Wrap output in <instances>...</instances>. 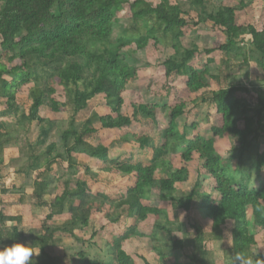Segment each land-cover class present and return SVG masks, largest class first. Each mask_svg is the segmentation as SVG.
I'll use <instances>...</instances> for the list:
<instances>
[{
	"label": "trees",
	"instance_id": "1",
	"mask_svg": "<svg viewBox=\"0 0 264 264\" xmlns=\"http://www.w3.org/2000/svg\"><path fill=\"white\" fill-rule=\"evenodd\" d=\"M183 1L188 10L179 0L174 4L158 0L155 5L145 0H0L1 114L13 115L15 126L24 133L33 123L41 127L34 145L24 140L28 150L17 173L21 176L20 186L7 190L3 184V155L7 148L17 145L19 129L15 131L14 125L0 122V196L12 195L14 199L11 203L0 202V247L16 242L35 247L39 255L33 253L32 264H74L75 260L77 264H137L125 251L136 239L157 256H163L158 246L167 241L171 251L185 250L189 241L181 226L174 227L169 212L190 214L198 208L211 222L213 231L231 225L232 255L236 251L251 255L256 235L264 233L263 179L257 188H251L252 171L264 176V89L251 91L235 83L238 76L234 71L254 63L264 73V25L258 31L247 21V9L256 0H241L236 7L222 5L217 10L207 9V0ZM122 11L130 16L131 26L114 32ZM191 23L194 27L219 29L226 37L225 44L202 52L206 57L202 71L191 66L201 55L198 48L185 49L181 42L184 29ZM246 37L251 47L248 51L241 47ZM150 42L174 51L156 66L157 75L181 78L186 88L177 91L164 106L169 123L156 145L148 137L131 134L130 128L141 120L155 119L160 109L157 104H133L130 117L122 114L125 92L138 79L136 67L123 58L124 51L133 57L145 51ZM214 52L224 53L225 60L213 73L210 67L216 61L210 56ZM28 86L31 104L24 112L17 96ZM98 97L105 101V114L92 111L83 123H78L77 116L87 112ZM190 106L196 115L203 106L213 109L204 114L210 138L203 137L194 124L183 125L180 132L177 121ZM65 109L71 114L67 128L60 132L59 144L48 145L56 126L43 119L41 113L61 114ZM97 124L101 130L118 133L115 143L124 149L121 155L110 158L108 147L87 141L97 134ZM189 131L195 132L194 138L188 137ZM224 139L236 142L231 150L237 160L233 172L217 152ZM147 150H151V158L139 154ZM78 154L88 155L99 173L134 182L112 196L93 194L82 178L91 180L92 170L77 161ZM171 156H178L183 167L172 166ZM194 157L199 164L196 180L189 192L176 200V185L188 181V165ZM59 164L65 165L69 177L78 180H53V168ZM208 178L212 182L209 191L204 185ZM30 182L32 193L28 196L26 184ZM153 193L163 204L145 205ZM25 198L48 213L39 226L19 229L22 218L5 212L12 205H24ZM94 214H104L108 225L122 226L107 232L106 262L90 259L86 252H75L66 245L68 240L84 243L78 233L88 230ZM57 220L60 225H56ZM9 223L16 225L9 227ZM191 228L195 230L191 262L209 264L204 235L194 225ZM102 232L93 230L90 238ZM161 234L166 236V243L159 238ZM57 248L63 250L60 256L54 253ZM257 257L264 254L258 253ZM140 260L150 264L143 257Z\"/></svg>",
	"mask_w": 264,
	"mask_h": 264
},
{
	"label": "rangeland",
	"instance_id": "2",
	"mask_svg": "<svg viewBox=\"0 0 264 264\" xmlns=\"http://www.w3.org/2000/svg\"><path fill=\"white\" fill-rule=\"evenodd\" d=\"M153 5L158 3V0H145ZM174 4L176 0H171ZM180 5L183 9L188 10V5L183 1L179 0ZM209 1V6L207 5V9L217 10L222 5H228L232 7H236L241 0H207ZM248 1V0H245ZM248 19L247 21L250 24H253L258 31H261L264 25V0H256L249 8ZM194 15V14H193ZM195 16V15H194ZM118 26V27H117ZM131 26L130 16L126 13V11H122L119 14L118 24L114 25V32H118L119 30H123ZM120 28V29H119ZM141 30L144 31L143 28ZM184 36L181 39L182 45L185 49H190L192 47L198 48V53L200 56H196L195 60L191 62V66L194 67L197 71H202V65L206 61V57L203 55L204 50L216 49L222 44L226 43V37L224 33L216 28L211 26H199L194 27L191 23L188 27L184 29ZM241 47L245 48L248 51L250 47L249 38H245V43H243ZM174 54V51L167 46H154L153 42H150L145 51L139 52L133 57L126 55V50L124 51L123 58L130 64L136 67L138 72V79L135 83L129 85L127 91L124 95V106L122 109V114L124 116L130 117L133 113L132 105H140V104H157L160 109L157 111L155 119H147L141 120L139 123H133L130 128V133L137 136H145L148 137L154 144H159V140L161 137V132L167 128L169 123V117L164 109V106L174 99L175 93L177 91L184 92L186 90L185 86L182 84L181 78L171 77L168 79L161 78L157 75L158 64L163 63L166 59L171 57ZM216 61V65L210 67L211 71L216 72V67L219 65L221 60H225V54L221 52H214L211 56ZM239 64V63H238ZM234 71L237 79H235V83H239L241 85L247 86L249 90H254L255 88H263L264 89V73L256 67L254 63L247 65H241ZM28 88L26 87L22 90V93L17 96V102L19 106L23 109L24 112L30 107V100L28 98ZM196 96H194L195 98ZM105 101L102 97H98L90 103V107L87 109V112L84 114L81 113L77 116L78 123H83L84 120L87 119L90 112L94 111L98 114H105L103 110V106ZM188 110V111H187ZM186 110V113L183 117L178 119V128L180 132L183 129V125H196L199 126L200 134L206 139L211 137V132L209 129V124L205 122L204 114L206 116V112H213L208 106H203L201 110L198 109L197 115L193 112V106H190ZM196 111V110H195ZM43 119H48L55 123V128L50 133L49 140L47 144L56 143L59 144V134L61 131L65 130L68 125V120L71 116L70 111L65 109L61 114H53L49 111H43L41 113ZM204 119V120H203ZM0 122H7L9 124L14 125L15 131L18 129L19 139L17 141V145L15 147H9L4 152V161H5V180L4 189L11 190L13 186H20L21 176L18 175V170L20 166L23 164L25 160V153L27 152V144L24 142L25 138L29 140V142L34 145L39 138L40 128L37 123H33L28 132L24 133V130H20V127L16 125L17 119L13 116H3L1 114L0 107ZM97 134L95 136L89 137L87 141L92 145L102 144L105 147L109 148V157L116 158L121 155L124 151L121 145L115 143L118 139V133L114 131H104L100 129V126L97 124ZM27 129V128H26ZM195 132L188 133L189 138H194ZM236 146V142L228 139H224L217 146V152L225 159V166L229 171L233 172L236 170L237 160L236 155L231 152L232 148ZM127 149V148H126ZM44 150V148H41ZM60 150V146H59ZM127 150H130L127 149ZM140 155L151 158V150L141 151ZM77 161L84 166L89 167L92 170V179L90 180L88 177L82 176L83 179L87 182L89 188H92L94 192L101 186V190L108 195L117 192V187L112 185L111 180L115 179V176L112 175H102L100 177L99 171L96 168V164L93 160L89 158L86 154H78L75 155ZM171 164L175 168L183 167L180 162L178 156H171ZM198 159L196 157L193 158V161L188 165L189 170V179L184 184L176 185V193L174 197L176 200L182 199L190 190L192 185L196 180V169L198 167ZM254 170V169H253ZM81 173H83L81 171ZM34 176V175H33ZM53 180H70L76 181L78 177H69L67 171L65 169V165L59 164L53 168L52 173ZM263 179L264 176L261 177L260 174H257L256 171H252V179H251V188H257L259 182ZM119 180V179H118ZM205 186H209L208 191L211 187V180L205 179ZM97 181L98 184L97 185ZM118 182V181H117ZM116 182V183H117ZM121 182V183H120ZM118 182L119 186H126L127 183L131 185L134 180L123 178ZM26 190H32L31 182L26 184ZM115 188V189H114ZM159 195L157 193H153L151 199L145 205L154 206L163 204L161 199L159 200ZM216 198V197H215ZM12 199V198H11ZM48 200V198L46 197ZM25 205L21 208L17 204V209L10 210L13 215H22L24 217L23 225H30L32 222H38L40 224L45 216L48 213L46 208H36L32 205L28 198L24 200ZM168 207V205H167ZM170 208V207H169ZM170 211V219L174 224L181 226L185 238L189 241L186 244V248L183 251L173 252L167 247L166 244V236L164 234L159 235V238L166 243L165 245H159L160 251L163 256H157V254L153 252H148L142 246V243L139 239H136L130 243L129 246L125 247V251L132 256V258L137 262V264H144L143 261L140 260V257L145 258L150 264H193L191 262V257L193 254V244L192 239L195 237V230L191 228L194 225L197 229H199L204 235V246L205 249L209 252L208 259L210 260L209 264H232V253L230 250L231 246V234L230 228L231 225L228 223L225 227L221 228L220 231H213L211 228V222L206 219L203 211L198 208H194L190 214L184 213L183 211L176 210L174 214ZM104 214H94L92 215L91 225L88 230H85L83 233H78V236L82 237L84 243L77 244L71 240H68L66 245L69 246L70 242L72 244V248L75 252L84 251L87 253L88 258L90 259H100L106 262V254H105V244L107 238V232L111 231V229L117 230L120 229L121 225L110 226L107 224V221L104 217ZM249 220L251 221V216H249ZM56 224H61L59 220L56 221ZM128 225V224H127ZM141 227V226H140ZM28 228V227H26ZM142 228V227H141ZM104 230L100 236L91 239V233L93 230ZM27 231V230H26ZM65 238V237H63ZM256 246L252 248L251 255L256 253L264 254V233L257 234L256 237ZM59 249V250H58ZM57 251H54L56 255L63 253L62 248H58ZM56 250V249H55ZM254 256V259L256 258ZM77 260L73 261L74 264H77Z\"/></svg>",
	"mask_w": 264,
	"mask_h": 264
},
{
	"label": "clouds",
	"instance_id": "3",
	"mask_svg": "<svg viewBox=\"0 0 264 264\" xmlns=\"http://www.w3.org/2000/svg\"><path fill=\"white\" fill-rule=\"evenodd\" d=\"M33 253L39 255V250L31 245L16 242L11 246L0 247V264H32ZM256 253L247 255L243 251L235 252L232 264H264V257H257Z\"/></svg>",
	"mask_w": 264,
	"mask_h": 264
},
{
	"label": "crops",
	"instance_id": "4",
	"mask_svg": "<svg viewBox=\"0 0 264 264\" xmlns=\"http://www.w3.org/2000/svg\"><path fill=\"white\" fill-rule=\"evenodd\" d=\"M250 7V6H249ZM248 7V8H249ZM249 9H247V11H248ZM99 175H100V177H103L102 175H105V174H102V173H99ZM120 182V179L118 180V179H113V181L111 180V182H112V185L113 186H115V187H117L116 189H118L117 190V192H115V193H112V194H110L111 196L112 195H115V194H117V193H120V191H121V189L122 188H124V186L123 187H121V186H119V185H121V184H119L118 182ZM117 182V183H116ZM87 183V182H86ZM121 183V182H120ZM97 185H99L98 184V181H97ZM127 185H128V183H127ZM101 186L102 185H100V188L98 189V191L96 190V192H94L93 190H92V188H90L91 189V191H92V193L93 194H97V193H104V192H102V191H99V190H101ZM115 189V188H114ZM120 189V190H119ZM32 193V190L30 191V190H26V194L29 196L30 194ZM104 194H106V193H104ZM108 195V194H107ZM12 198V199H11ZM2 201V203H6V202H9V203H11V202H13L14 201V199H13V196L12 195H9V197L8 196H5V197H2L1 198V196H0V202ZM25 205V204H24ZM24 205H19V207L21 206V208L24 206ZM18 207H17V205H12L11 207H8L7 209H6V214L7 215H9V216H19V217H21L22 218V223L20 224V227H19V229H23V228H26V227H31V228H33V227H35V226H39L40 224H38V222H32L30 225H27V226H25V225H23V222H24V217L22 216V215H13V214H11V212H9L10 210H15V209H17ZM60 221V220H59ZM60 223H61V221H60ZM14 225H16L15 223H9L8 224V226L9 227H11V226H14ZM56 225H60V224H56ZM110 226H113L114 227V225H110ZM112 231H113V229H111ZM57 237H62V236H60V235H57ZM63 238V237H62ZM69 246H72V244H71V242H70V244H69ZM58 249V248H57ZM57 249H56V251H57ZM59 250V249H58Z\"/></svg>",
	"mask_w": 264,
	"mask_h": 264
}]
</instances>
